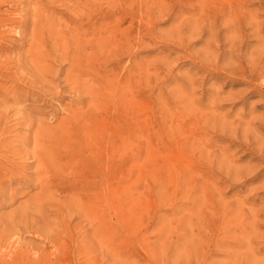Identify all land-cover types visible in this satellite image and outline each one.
<instances>
[{
    "label": "rangeland",
    "instance_id": "rangeland-1",
    "mask_svg": "<svg viewBox=\"0 0 264 264\" xmlns=\"http://www.w3.org/2000/svg\"><path fill=\"white\" fill-rule=\"evenodd\" d=\"M87 1L0 0V264H264V0Z\"/></svg>",
    "mask_w": 264,
    "mask_h": 264
},
{
    "label": "bare ground",
    "instance_id": "bare-ground-1",
    "mask_svg": "<svg viewBox=\"0 0 264 264\" xmlns=\"http://www.w3.org/2000/svg\"><path fill=\"white\" fill-rule=\"evenodd\" d=\"M86 1H87V0H86ZM147 1H148V0H147ZM147 1H146V2H147ZM54 2H55V1H54ZM87 2H88V1H87ZM142 3H143V2H142ZM77 5H78V4H77ZM36 8H38V7H36ZM35 10H37V9H35ZM237 12H238V11H237ZM35 13H36V11H35ZM200 14H201V13H200ZM216 14H217V13H216ZM234 14H235V13H234ZM240 14H241V12H240ZM33 15H35V14H33ZM59 17H60V16H59ZM175 17H176V16H175ZM214 17H215V16H214ZM60 18H61V17H60ZM234 20H235V19H234ZM58 21H59V19H58ZM129 21H130V20H129ZM35 22H36V20H35ZM35 22H34V23H35ZM230 22H231V21H230ZM249 22H250V21H249ZM61 23H63V22H61ZM34 25H35V24H34ZM34 25H33V27H34ZM209 28H210V27H209ZM226 28H227V27H226ZM230 29H231V28H230ZM230 29H229V30H230ZM33 31H34V29H33ZM50 31H51V30H50ZM53 31H54V30H53ZM55 31H56V30H55ZM231 31H232V30H231ZM256 31H257V30H256ZM31 32H32V31H31ZM205 32H206V31H205ZM221 32H222V31H221ZM227 32H228V31H227ZM234 32H235V31H234ZM55 33H56V32H55ZM237 34H238V33H237ZM254 35H255V34H254ZM49 36H51V35H49ZM59 36H60V35H59ZM231 37H232V35H231ZM233 37H235V36H233ZM239 37H240V36H239ZM256 37H257V36H256ZM60 38H62V37H60ZM206 38H207V37H206ZM236 38H238V37H236ZM257 38H258V37H257ZM33 39H34V38H33ZM73 39H74V38H73ZM224 39H226V37H224ZM68 40H69V39H68ZM71 40H72V39H71ZM52 41H53V40H52ZM30 43H31V42H30ZM208 43H209V41H208ZM29 45H30V44H29ZM256 47H257V46H256ZM206 49H207V48H206ZM229 49H230V48H229ZM259 49H260V46H259ZM54 50H55L56 53H58V52H57L58 49H57V51H56V49H54ZM203 50H204V48H203ZM207 50H208V49H207ZM205 51H206V50H205ZM214 51H215V50H214ZM257 51H258V50H257ZM27 52H28V51H27ZM61 52H62V51H61ZM203 52H204V51H203ZM211 52H212V51H211ZM215 52H216V51H215ZM204 53H205V52H204ZM206 53H207V51H206ZM28 54L31 55V53H28ZM207 54L209 55V53H207ZM61 55H62V54H61ZM12 57H13V56H12ZM58 57H60V56H58ZM249 57H250V56H249ZM249 57H248V58H249ZM61 58H62V57H61ZM125 58H126V57H125ZM248 58H247V59H248ZM65 59H66V58H65ZM245 59H246V58H245ZM250 59H251V57H250ZM50 60H51V59H50ZM52 60H54V59L52 58ZM59 60H61V59L59 58ZM62 60H63V58H62ZM251 60H252V59H251ZM64 61H66V60H64ZM248 61H249V60H248ZM251 62H252V61H251ZM18 63H19V62H18ZM61 63H63V62H61ZM65 63H66V62H65ZM138 63H139V62H138ZM31 64H32V63H31ZM33 64H35V63H33ZM33 66H34V65H33ZM34 67H35V66H34ZM34 67H33V68H34ZM36 67H37V66H36ZM143 68H144V67H143ZM148 68H149V67H148ZM150 68H151V67H150ZM227 68H228V67H227ZM229 69H230V68H228V70H229ZM46 70H47V69H46ZM55 70H56V69H55ZM221 71H222V70H221ZM223 71H224V70H223ZM53 72H54V71H53ZM56 72H57V71H56ZM224 72H225V71H224ZM243 72H244V71H243ZM37 73H38V72H37ZM72 73H73V72H72ZM35 74H36V73H35ZM35 74H34V75H35ZM47 74H50V73H47ZM53 74L55 75V73H53ZM53 74H52V75H53ZM227 74H228V73H227ZM65 75H68V72H67V74L65 73ZM21 76H22V75H21ZM56 76H57V75H56ZM56 76H55V77H56ZM42 77H43V76H42ZM64 77H65V76H64ZM45 79H46V78H45ZM45 79H44L43 81H45ZM65 79H66V78H65ZM46 80H47V79H46ZM62 80H63V78H62ZM66 80H67L66 82H68V79H66ZM48 81H49V80H48ZM66 82H65V83H66ZM73 82H75V81H73ZM138 82H139V81H138ZM138 82H137V83H138ZM47 83H48V82H47ZM65 83H64V84H65ZM70 83H71V82H70ZM91 83H92V82H91ZM191 83H192V82H191ZM42 84H44V83H42ZM49 84H50V83H49ZM49 84H48V85H49ZM259 84H260V83H259ZM52 85H53V84H52ZM70 85H71V84H70ZM46 86H47V85H46ZM68 86H69V84H68ZM72 86H73V85H71V87H72ZM75 86H76V85H75ZM128 86H129V85H128ZM47 87H48V86H47ZM55 87H56V86H55ZM87 88H88V86H87ZM37 89H38V88H37ZM70 89H72V88H70ZM81 89H82V88H81ZM180 89H181V88H180ZM191 89H192V88H191ZM126 90H127V89H126ZM192 90H193V89H192ZM70 91H71V90H70ZM73 91H74V90H73ZM73 91H72V92H73ZM79 91H80V90H79ZM124 91H125V90H124ZM128 91H130V90H128ZM128 91H127V92H128ZM177 91H178V90H177ZM77 92H78V90H77ZM114 93H115V92H114ZM114 93H113V94H114ZM191 93H192V92H191ZM76 94H77V93H76ZM113 94H112V95H113ZM215 94H216V93H215ZM181 95H183V94H181ZM216 95H217V94H216ZM50 97H51V96H50ZM184 97L187 98V96H185V95H184ZM229 97H230V96H229ZM213 99H214V98H213ZM92 100H94V99H92ZM92 100H91V101H92ZM190 100H191V97H190ZM190 100H189V101H190ZM0 101H1V100H0ZM186 101H187V100H186ZM191 102H192V101H191ZM214 102H215V101H214ZM66 103H68V102H66ZM69 103H70V102H69ZM69 103H68V104H69ZM87 103L90 104V102H87ZM212 103H213V101H212ZM189 104H190V103H189ZM189 104H188V106H187L188 109H189V106H191V105H189ZM194 104H195V103H194ZM2 105H3V103H2ZM2 105H0V106H1L0 108H2ZM211 105H212V104H211ZM14 106H15V105H14ZM23 106H24V105H23ZM182 106H183V104H182ZM193 106L195 107V105H193ZM4 107H5V105H4ZM18 107H21V106H18ZM10 108H11V107H10ZM14 108H16V107H14ZM107 108H108V106H107ZM191 108H192V107H191ZM5 109H6V108H5ZM95 109H97V108H95ZM20 110H21V109H20ZM22 110H23V109H22ZM22 110H21V111H22ZM79 110H80V109H79ZM0 111H1V110H0ZM15 111H16V110H15ZM18 111H19V110H18ZM23 111H24V110H23ZM56 111H57V110H56ZM73 111H74V110H73ZM95 111H96V110H95ZM12 112H13V111H12ZM24 113H25V112H24ZM13 114H14V113H13ZM15 114H16V113H15ZM18 114H20V115H17V117H19V116L22 117V114H21V113H18ZM24 115H25V114H24ZM15 117H16V116H15ZM17 117H16V118H17ZM55 117H56V116H55ZM263 117H264V116H263ZM10 118H11V117H10ZM22 118H24V116H23ZM22 118H21V119H22ZM37 118H38V120H39V117H37ZM28 119H30V118L28 117ZM42 119H43V118H42ZM262 119H263V118H262ZM12 120H13V118H12ZM17 120H18V119H17ZM24 120H25V119H24ZM9 121H10V120H9ZM13 121H15V120H13ZM18 121H19V120H18ZM7 122H8V120H7ZM20 122H22V121H19V123H20ZM38 122H40V121H38ZM49 122H50V121H49ZM83 122H84V121H83ZM85 122H86V121H85ZM15 123H16V121H15ZM212 123H213V122H212ZM11 124H12V123H11ZM13 124H14V123H13ZM37 124H38V123H37ZM82 124H83V123H82ZM27 125H28V124H27ZM33 125H34V123H33ZM38 125H39V124H38ZM38 125H37V126H38ZM11 126H12V125H11ZM16 126H17V125H16ZM37 126H36V127H37ZM39 126H40V128H41V126H42L41 123H40ZM39 126L37 127V130H38ZM43 126H44V125H43ZM43 126H42V127H43ZM221 126H223V125H221ZM8 128H9V126H8ZM45 128H46V127H45ZM45 128H44V129H45ZM175 128H176V127H175ZM44 129H43V130H44ZM47 129H48V128H47ZM47 129H46V130H47ZM219 129H220V128H219ZM46 130H44V131H46ZM217 130H218V129H217ZM39 131H40V129H39ZM46 132H48V130H47ZM10 133H11V132H10ZM36 133H37V132H36ZM38 133H39V132H38ZM73 133H74V132H73ZM15 134H16V133H15ZM39 134H40V133H39ZM231 134H232V133H231ZM34 135H35V134H34ZM72 135H73V134H72ZM8 136H9V135H8ZM4 137H5V136H4ZM35 137H36V135H35ZM5 138H6V137H5ZM20 139H21V138H20ZM23 139H24V138H23ZM1 140H2V138H1ZM15 140H16V139H15ZM33 140H35V139H33ZM71 140H72V139H71ZM88 140H89V139H88ZM11 141H12V140H11ZM22 141H23V140H22ZM35 141H36V140H35ZM89 141H90V140H89ZM1 143H2V142H1ZM36 143H38V141H36ZM13 144H14V143H13ZM34 144H35V143H34ZM34 144H33V146H34ZM0 145H2V144H0ZM14 145H15V144H14ZM37 146H38V145H37ZM5 147H6V145H5ZM35 147H36V145H35ZM6 148H7V147H6ZM37 148H38V147H37ZM39 148H40V147H39ZM34 149H35V148H34ZM42 149H43V148H42ZM6 150H7V149H6ZM16 150H17V148H16ZM32 150H33V149H32ZM1 151H2V150H1ZM13 151H14V149H13ZM34 151H35V150H34ZM14 152H15V151H14ZM260 152H261V151H260ZM0 153H1V152H0ZM48 153H50V152H48ZM5 154H6V153H5ZM26 154H27V152H26ZM30 154H31V153H30ZM89 154H90V153H89ZM259 154H260V153H259ZM2 155H3V154H2ZM7 155H8V154H7ZM9 156H11V155L9 154ZM13 156H14V155H13ZM17 156H18V155H17ZM74 156H75V155H74ZM21 157H22V156H21ZM26 157H27V156H26ZM35 157H37V156L35 155ZM72 157H73V156H72ZM106 157H107V156H106ZM17 158H18V157H17ZM19 158H20V156H19ZM33 158H34V156H33ZM225 158H226V157H225ZM1 159H2V158H1ZM20 159H21V158H20ZM3 160H4V159H3ZM8 160H9V159H8ZM33 160H34V159H33ZM33 160H30V161H33ZM0 161H1V160H0ZM19 161H20V160H19ZM21 161H22V160H21ZM8 162H10V161H8ZM56 162H57V161H56ZM71 162H72V161H71ZM227 162H228V161H227ZM38 163H39V162H38ZM5 164H6V163H5ZM12 164H13V163H12ZM22 164H23V163H22ZM24 164H25V163H24ZM39 164H40V163H39ZM39 164H38V165H39ZM229 164H230V163H229ZM36 165H37V164H36ZM42 165H43V164H42ZM74 165H75V164H74ZM230 165H231V164H230ZM247 165H248V164H247ZM33 166H34V165H33ZM33 166H32V167H33ZM40 166H41V165H40ZM38 167H39V166H37V168H38ZM37 168H36V170H38ZM75 168H76V167H75ZM233 168H235V167H233ZM236 168H237V167H236ZM36 170H34V171L36 172ZM67 173H68V172H67ZM37 178H38V176H37ZM38 179H39V178H38ZM41 179H42V178H41ZM41 179H40V181H41ZM36 183H37V182H36ZM38 183H39V182H38ZM38 183H37V184H38ZM40 187H41V186H40ZM47 192H48V191H47ZM221 194H222V193H221ZM41 195H42V194H41ZM41 195H40V196H41ZM51 195H52V194H51ZM217 195H218V194H217ZM35 198H36V197H35ZM45 198H46V197H45ZM51 198H52V197H51ZM49 199H50V198H49ZM49 199H47V200L49 201ZM223 200H224V198H223ZM195 205H196V204H195ZM198 206H199V205H198ZM193 216H195V215H193ZM198 216H199V215H198ZM228 217H229V216H228ZM186 218H187V217H186ZM186 218H185V219H186ZM196 218H197V217H196ZM185 219H184V220H185ZM62 222H63V220H62ZM90 227H91V226H90ZM251 227H252V226H251ZM251 230H252V229H251ZM255 230H256V229H255ZM222 232H223V231H222ZM222 232H220V233H222ZM252 232H253V230H252ZM176 234H177V233H176ZM183 234H184V233H183ZM168 235H169V233H168ZM179 235H180V234H179ZM173 237H174V236H173ZM241 237H243V236H241ZM99 238H100V237H99ZM195 238H196V237H195ZM196 240H197V239H196ZM159 241H160V240H159ZM190 241H192V240H190ZM155 242H156V241H155ZM155 242H154V243H155ZM162 242H163V241H162ZM200 242H201V241H200ZM246 242H247V241H246ZM191 243H193V242H191ZM191 243H190V244H191ZM148 244H149V243H148ZM83 245H84V244H83ZM85 245H86V244H85ZM144 245H145V244H144ZM181 245H182V244H181ZM187 245H188V244H187ZM103 246H104V245H103ZM189 246H190V245H189ZM81 247H82V246H81ZM101 247H102V246H101ZM79 248H80V247H79ZM87 248H88V247H87ZM227 248H228V247H227ZM231 248H232V247H231ZM231 248H230V249H231ZM84 249H85V248H84ZM185 249H186V248H185ZM194 249H196V248H194ZM197 249H198V247H197ZM180 250H181V249H180ZM68 251H69V250H68ZM71 251H72V250H71ZM176 251H177V249H176ZM233 253H234V252H233ZM235 253H236V252H235ZM65 254H66V252H65ZM76 255H77V254H76ZM234 256H236V255H234ZM111 258H113V257H111ZM116 258H117V257H116ZM94 259H95V258H94ZM176 259H177V258H176ZM185 261H186V260H185Z\"/></svg>",
    "mask_w": 264,
    "mask_h": 264
}]
</instances>
